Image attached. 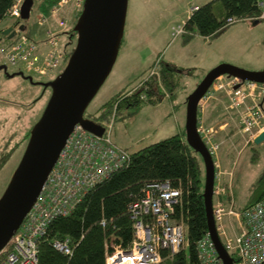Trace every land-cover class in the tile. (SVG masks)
I'll use <instances>...</instances> for the list:
<instances>
[{
  "label": "rangeland",
  "instance_id": "374dc122",
  "mask_svg": "<svg viewBox=\"0 0 264 264\" xmlns=\"http://www.w3.org/2000/svg\"><path fill=\"white\" fill-rule=\"evenodd\" d=\"M211 1L129 0L124 38L117 60L105 83L89 104L85 117L89 118V115L94 121L100 120L103 106L114 96L136 88L157 61L179 68L182 79L173 97H166L157 105L145 104L133 113L130 109L124 110L116 118L106 120L113 125L111 137L119 148L134 153L180 132L186 139L188 98L217 66L229 64L247 71L264 70V20H238L211 38L195 35L187 41L183 33L176 34L196 6ZM37 6L34 4L30 19L24 23L27 26L25 31H19V26L14 25L15 20L3 22L1 28L5 30L14 27L18 33L44 44L47 26L37 23L38 16L42 15ZM82 8L74 11L67 5L61 10L60 17L69 23L65 31L75 27ZM73 11L77 14L75 24L71 19ZM51 23L58 32V22L54 20ZM65 31H61L60 41L66 54H69L76 45L77 37L64 34ZM10 43L7 36L5 39L0 36L2 49L6 50ZM47 49L44 45L41 50L46 52ZM67 62L68 60L64 63V68ZM1 65H6L10 74L23 72L30 75L26 69ZM63 71L64 69L47 77L34 73L31 76L35 81L49 82ZM51 94L50 88L45 89L20 76L11 78L3 71L0 72V198L22 160L30 132L41 119ZM263 98L264 96L262 100ZM230 119L232 124L214 139L219 146L215 159L221 166V184L227 187L231 183L235 209L241 210L264 169V143L256 145L252 141L247 144L248 136L241 132L239 121ZM177 121H180L181 131L177 128ZM255 150L258 151L259 159L252 161ZM195 153L199 156L205 173L204 160L199 153ZM3 158L5 159L2 161Z\"/></svg>",
  "mask_w": 264,
  "mask_h": 264
},
{
  "label": "built area",
  "instance_id": "2783aa9c",
  "mask_svg": "<svg viewBox=\"0 0 264 264\" xmlns=\"http://www.w3.org/2000/svg\"><path fill=\"white\" fill-rule=\"evenodd\" d=\"M24 1L15 0L7 13L10 19H20ZM83 3L84 0H61L49 13H42L37 23L47 26L45 43L40 44L17 32L6 50L0 47V65L26 69L28 74L41 77L64 69L68 55L62 48L60 34L69 23L60 17V13L67 5L79 10ZM258 5L260 13L251 20H264V0H259ZM54 20L58 22V32L53 29L51 22ZM237 21L236 18H229L227 23L231 25ZM181 33L182 26L176 34ZM44 45L48 47L46 52L41 50ZM220 91L228 96L230 108L237 112L240 130L248 136V144L264 131V110L261 106L264 84L221 76L198 106V130L217 170L213 205L217 232L228 252L234 254L237 260L234 264H263L264 198L243 211L235 209L231 183L225 187L220 181L221 166L215 159L219 149L214 142L217 130L206 127L202 118L205 105ZM128 161L129 153L114 144L110 133L102 138L96 137L78 124L35 204L8 245L0 251V264H40L39 242L46 235L51 222L59 217L71 216L93 187ZM180 196V190L172 188L169 182L149 185L146 197L133 207L134 235L130 246L127 249L114 247L108 250L106 264H161L164 251L171 257L184 249L187 244L186 228L172 218ZM52 246L65 255L72 254L68 238L54 240ZM198 256L200 264H223L209 234L198 244Z\"/></svg>",
  "mask_w": 264,
  "mask_h": 264
},
{
  "label": "trees",
  "instance_id": "16d2710c",
  "mask_svg": "<svg viewBox=\"0 0 264 264\" xmlns=\"http://www.w3.org/2000/svg\"><path fill=\"white\" fill-rule=\"evenodd\" d=\"M14 1L0 0V36L3 39L6 36L2 34L4 30L1 24L12 20L7 13ZM60 1L35 0L34 4L38 5V12L47 14ZM258 2L212 0L192 11L182 25L183 34L187 41L195 35L211 38L229 26V18L241 20L258 16ZM24 23L20 19L14 21V25L18 26ZM70 29L64 34L77 37L74 27ZM72 51L67 54V59ZM181 75L182 71L174 65L155 62L147 77L136 88L114 96L103 106V114L98 121L116 118L127 109L133 113L145 104L157 105L166 97H173L180 87ZM258 159V151L255 150L252 161ZM164 182H169L172 188L181 192L173 215L177 221L185 223L187 244L186 249L171 257L164 251L162 264H200L198 244L209 234L203 196L205 173L199 156L188 145L182 132L129 153V161L93 187L71 216L52 221L46 235L39 242L40 264H106L108 250L114 247L127 249L132 242V213L135 204L146 197L149 185ZM263 198L264 169L248 201L237 211H243ZM67 238L71 241V255H65L52 246L54 240ZM230 255L237 262L234 254Z\"/></svg>",
  "mask_w": 264,
  "mask_h": 264
},
{
  "label": "water",
  "instance_id": "95a60500",
  "mask_svg": "<svg viewBox=\"0 0 264 264\" xmlns=\"http://www.w3.org/2000/svg\"><path fill=\"white\" fill-rule=\"evenodd\" d=\"M35 0H25L21 8L22 21L31 17ZM129 0H84L75 24L76 45L64 71L49 82L35 81L23 72L10 74L6 65L0 72L8 77L20 76L31 84L52 91L41 119L30 132L22 160L0 198V251L3 250L35 204L42 188L76 125L101 136L104 129L85 118L86 110L110 75L124 38ZM24 24L19 31H25ZM17 30L7 28L3 35L10 40ZM243 82L264 84V70L247 71L229 64L211 70L189 96L186 111V139L188 145L201 155L205 164L204 203L208 218L209 237L223 264H234L216 229L213 215L215 165L213 157L198 130V106L213 83L221 76ZM238 87V86H237ZM236 87V88H237ZM254 143H264V131ZM221 199V198H220Z\"/></svg>",
  "mask_w": 264,
  "mask_h": 264
},
{
  "label": "crops",
  "instance_id": "0c3cea01",
  "mask_svg": "<svg viewBox=\"0 0 264 264\" xmlns=\"http://www.w3.org/2000/svg\"><path fill=\"white\" fill-rule=\"evenodd\" d=\"M196 7H199V6H196ZM72 10L77 11L78 9L73 8ZM74 11H73V16L71 17V19L73 20L72 23H74L76 20V12ZM191 13H189V16L191 15ZM261 106L264 110V98L262 100ZM230 117L235 122L236 120H239L237 112L230 108V101H229L228 96L223 91L216 92L213 98H211L204 107V114L202 118H203V122L205 126L210 129L213 128L217 130V134L215 136V138L217 139L218 134L224 133L225 129L229 127V124H232ZM216 126H218V128H216ZM177 128H179V131H181L180 121L179 122L177 121ZM216 177H217V170H216ZM216 177H215V185H216Z\"/></svg>",
  "mask_w": 264,
  "mask_h": 264
},
{
  "label": "bare ground",
  "instance_id": "6f19581e",
  "mask_svg": "<svg viewBox=\"0 0 264 264\" xmlns=\"http://www.w3.org/2000/svg\"><path fill=\"white\" fill-rule=\"evenodd\" d=\"M86 118V117H85ZM87 119H90V118H87ZM90 120H92V119H90ZM94 121V120H93ZM94 122H96L98 125H100L103 129H104V132H103V134L101 135V136H99V135H97V134H94V133H91V132H89L88 130H86L82 125V127H83V129L86 131V132H88V133H90V134H92V135H94V136H96V137H100V138H102V137H104L107 133H110V138H111V140H112V137H111V131H112V124H109V123H111V122H107L106 120H101V121H94ZM77 126V125H76ZM76 126L74 127V129L76 128ZM74 129H73V131H74ZM72 134H73V132L71 133V135L68 137V139H67V141H66V143H65V145H64V147H63V149L69 144V141H70V138H71V136H72ZM113 141V140H112ZM62 149V150H63ZM61 150V151H62ZM61 153V152H60ZM59 159H60V154H59V157H58V159L56 160V162H55V164H54V166L53 167H55L57 164H58V161H59ZM213 161H214V159H213ZM53 169V168H52ZM215 170H216V168H215ZM215 177H216V175H215ZM48 178V177H47ZM174 212L172 213V218H173V220L175 221V222H177V223H183V225L185 226V223L184 222H182V221H177V219L174 217ZM186 228V227H185ZM10 242V241H9ZM8 245V244H7Z\"/></svg>",
  "mask_w": 264,
  "mask_h": 264
},
{
  "label": "flooded vegetation",
  "instance_id": "af4514ba",
  "mask_svg": "<svg viewBox=\"0 0 264 264\" xmlns=\"http://www.w3.org/2000/svg\"><path fill=\"white\" fill-rule=\"evenodd\" d=\"M89 118H91L89 115H87Z\"/></svg>",
  "mask_w": 264,
  "mask_h": 264
}]
</instances>
